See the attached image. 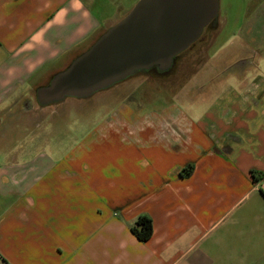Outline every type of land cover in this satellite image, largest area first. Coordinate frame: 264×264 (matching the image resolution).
<instances>
[{"label":"crops","instance_id":"1","mask_svg":"<svg viewBox=\"0 0 264 264\" xmlns=\"http://www.w3.org/2000/svg\"><path fill=\"white\" fill-rule=\"evenodd\" d=\"M124 2L0 0V264H264V17L248 20L246 70L197 112L117 107L64 139L50 121L69 100L38 103Z\"/></svg>","mask_w":264,"mask_h":264},{"label":"water","instance_id":"2","mask_svg":"<svg viewBox=\"0 0 264 264\" xmlns=\"http://www.w3.org/2000/svg\"><path fill=\"white\" fill-rule=\"evenodd\" d=\"M219 11L220 0H140L38 89V103L88 100L134 77L170 74L204 30L216 27Z\"/></svg>","mask_w":264,"mask_h":264},{"label":"rangeland","instance_id":"3","mask_svg":"<svg viewBox=\"0 0 264 264\" xmlns=\"http://www.w3.org/2000/svg\"><path fill=\"white\" fill-rule=\"evenodd\" d=\"M139 1L126 0L120 5L129 13ZM258 16L264 17V0H220L216 27L208 26L204 30L198 41L178 57L177 64L170 74L138 76L91 99L66 100L67 103L62 104V109L57 111L50 122L60 121L65 124L64 128L66 124L71 127L73 136L65 129L60 133L62 138L82 139L86 135L87 123L94 122L97 125L117 107L121 109L126 106L136 109L140 107L143 112L153 107L174 103L190 113L204 109L211 102L209 97L215 96L214 90L221 91L222 88L219 87L225 85L226 81L219 85L215 82L220 74L228 77L226 86H231L230 78L234 77L241 68L246 70V65L249 64L246 63V58L251 61L249 57L252 53L246 47L245 30L248 27V20ZM254 20L255 26L264 25L263 19ZM234 48H238L243 56L239 61L245 60L235 68L233 65L228 66L230 57L227 55ZM260 62L262 68L264 62L263 60ZM225 90L226 87H223L222 91ZM204 95L208 98H204ZM69 111H72L71 114ZM92 111L93 113L90 114Z\"/></svg>","mask_w":264,"mask_h":264},{"label":"trees","instance_id":"4","mask_svg":"<svg viewBox=\"0 0 264 264\" xmlns=\"http://www.w3.org/2000/svg\"><path fill=\"white\" fill-rule=\"evenodd\" d=\"M131 231L139 241L147 242L153 235V222L150 218L142 216L132 226Z\"/></svg>","mask_w":264,"mask_h":264}]
</instances>
